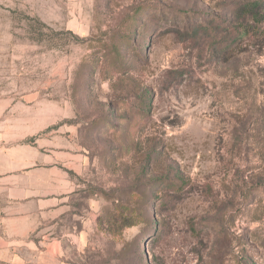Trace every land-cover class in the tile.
I'll return each instance as SVG.
<instances>
[{
	"label": "rangeland",
	"instance_id": "rangeland-1",
	"mask_svg": "<svg viewBox=\"0 0 264 264\" xmlns=\"http://www.w3.org/2000/svg\"><path fill=\"white\" fill-rule=\"evenodd\" d=\"M8 95L76 161L27 264H264V0H0Z\"/></svg>",
	"mask_w": 264,
	"mask_h": 264
},
{
	"label": "crops",
	"instance_id": "crops-1",
	"mask_svg": "<svg viewBox=\"0 0 264 264\" xmlns=\"http://www.w3.org/2000/svg\"><path fill=\"white\" fill-rule=\"evenodd\" d=\"M28 102L0 96V264H27L30 249L44 258L58 247L49 231L77 217L74 156L43 133Z\"/></svg>",
	"mask_w": 264,
	"mask_h": 264
},
{
	"label": "trees",
	"instance_id": "trees-1",
	"mask_svg": "<svg viewBox=\"0 0 264 264\" xmlns=\"http://www.w3.org/2000/svg\"><path fill=\"white\" fill-rule=\"evenodd\" d=\"M260 9H262L260 2H254L248 6H245V10H247V14L251 16L253 22L258 25L259 21H261V13ZM246 32V29H244Z\"/></svg>",
	"mask_w": 264,
	"mask_h": 264
}]
</instances>
